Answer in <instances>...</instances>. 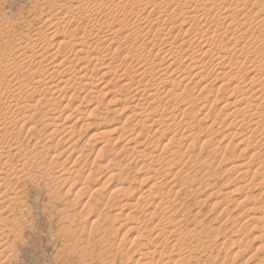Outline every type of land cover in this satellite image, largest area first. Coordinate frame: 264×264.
Returning <instances> with one entry per match:
<instances>
[{"label":"rangeland","instance_id":"374dc122","mask_svg":"<svg viewBox=\"0 0 264 264\" xmlns=\"http://www.w3.org/2000/svg\"><path fill=\"white\" fill-rule=\"evenodd\" d=\"M60 1L0 0L1 54L10 56L9 54L12 55L18 49L24 51L25 45L29 43L33 46H28L25 51H28L31 57L33 54L36 65H27L21 61L24 64L20 63L22 68L17 66V69L12 71L13 73L19 70L17 73L20 76L21 86H32V90L28 87L30 90L28 89L29 92L25 93L22 101L27 102L28 107L31 106L30 110L35 108L31 113L32 116L34 115L33 119L26 123L27 125L25 124L24 130L21 128L24 122H19L14 130H9L10 134L9 131L0 134L4 142L3 146L6 148L5 152L9 151L6 152L2 164L9 159L7 162H12L17 171L13 172L14 169H11L10 172L4 168V172H9L6 179L7 183L10 181L11 187L8 183V188L13 189L8 197L11 199L15 197V194L20 196L22 193L21 201L18 199L16 207L14 206V212L11 211L10 215L0 213V216L10 217L9 220L14 219L13 221L17 223L15 225L12 222L15 230L13 228L11 231H5L7 237L11 232L9 234L11 237L6 240L10 248L6 247L12 251L8 252L9 254L3 258L4 260L2 259L1 263L139 264L140 262V264H153L151 259L154 258L155 262L159 260L160 251L168 252L167 248L185 236L187 232L197 230L203 234L204 241L210 240L212 243L205 244L206 249L204 247L205 250L200 249L201 251L196 253L198 263L194 264H264V249H262L264 244V237H262L264 232V135L259 130L258 134L252 136L253 127H246L247 124L245 127H240L242 116L246 111L252 110L250 114L263 115L264 103L254 108L247 106L246 110L244 108V111H241L242 116H238L239 118L230 115L234 112V108H238L237 102L241 100L238 99L241 93H234L232 88L243 83L239 87H242L244 91L250 85L251 77L256 76V70L248 72L247 68L251 63H255L256 68L262 71V75H258L261 81L260 86L255 89L264 91V57L261 58V55L264 56V50L255 52L261 53L259 54L261 59L257 58L258 55H254L253 51L239 52L243 46L251 45L252 40L256 39L254 37H264V9L261 7V2L254 5L251 1L241 11L243 18L241 17L240 25L247 22L248 26L241 27L234 22L235 24L226 26L225 30L217 32L216 35L213 32L216 30L214 25L224 18V13L213 11L207 17V19L210 17L209 22L197 19L185 24L188 11L196 12L198 9L194 4H192L194 7L189 5L192 0H173L180 5L177 9H174L172 0H165L166 5L160 7H158L159 4L156 5L159 1L155 3L153 0H143L140 6L141 4L133 3L134 0H129L128 10H132L135 4L134 9L143 11L138 10L139 13L136 16L128 17L134 25L138 21L136 25L140 26H136V29L139 27L140 31L137 30V33H134L135 36L140 35L130 39L127 29L121 23L106 19L107 23L103 24L104 20H101V23L99 20L105 13L115 14L116 8L111 5L118 0H107L110 6H105L106 10L100 7L99 15L90 19L84 10L90 4L93 6L92 4L97 0H89L90 2L81 0L84 3L80 0ZM83 4L84 9H82ZM76 6L79 11L75 10ZM110 10L113 11L110 12ZM63 17H68L67 22L68 19L74 20L72 25L69 24L65 27L66 29L63 26L59 27L61 29L57 31L59 33L51 34L55 29L49 27L50 20H47ZM95 17L99 21L93 22ZM166 20L168 25H162ZM253 20L254 25H252ZM109 21L111 26L108 25ZM258 21L263 23L260 22L258 25ZM95 22H99L100 26L103 24L102 27L113 34L110 40H101L102 35H98V31L94 32L95 29L92 30L91 24ZM147 22H150L151 26L154 25L153 30H150L151 34L146 31L149 30L146 28ZM142 23L146 25L145 28L141 25ZM238 25L241 28H238ZM197 26L204 27L205 34L200 35L199 32L198 35ZM236 26L240 29L239 32L234 31ZM229 30L235 34L232 35ZM218 33L223 34L218 36ZM240 33L246 35L241 36ZM214 35L217 37L211 40ZM162 37H166L168 42L173 44L171 47L174 52L172 53L173 62L168 58L164 61L163 52L156 56L159 47H153L156 45L153 41L157 42ZM200 37L202 44L197 46ZM25 38L27 40L31 38V42L19 45ZM76 39L82 40L83 45L77 50L85 51V54L83 52L78 55V51H74L76 48H73L72 43L76 42ZM152 39L154 40L150 42ZM203 41L209 46L215 41L222 48L218 46L220 49L211 53L209 51L211 48L203 47L205 46ZM87 42L90 47H87ZM60 43H63V46L59 45ZM142 45L149 51L145 48V50L141 49ZM223 45H226L227 52ZM59 47L65 48V51L63 49L60 51ZM237 48L239 53L236 52ZM161 49L164 52L168 50L163 47ZM214 52L221 53L219 56L216 54L213 56ZM37 53L42 54L41 57L44 59L38 58ZM140 57L143 58L140 59ZM80 58L84 60L81 61ZM137 59L144 60L137 63L135 62ZM195 60L196 63L193 64ZM56 62L57 66L60 65L58 68L55 67ZM162 62L164 63L161 64ZM139 63L142 65L140 66ZM232 66L235 69L231 70ZM216 67L221 68L216 71ZM239 69L241 73L238 72ZM20 70L25 73L22 74ZM27 70L29 75L26 74ZM12 77H8L3 82L1 96L4 95L2 92L4 87L13 85L12 80L16 81ZM39 78L48 83L45 84L46 86L41 84L42 88L38 86L40 90L35 87ZM69 78L72 81H69ZM66 81L70 88L65 86L68 85L65 84ZM87 83L90 85H85ZM45 88L48 89L45 90ZM244 92L249 96L254 91L245 89ZM5 98V95L0 97V101L3 100L2 104ZM51 99L55 100V103L50 101ZM245 102L247 101L239 102V106L246 107ZM3 110L2 107L0 113L3 114ZM66 113L70 117H67ZM2 114L0 116H3ZM224 115H228L229 118L225 117V119ZM248 115L247 113L246 118L244 117L246 122H250ZM1 118L3 120V117ZM19 127L23 130L22 133ZM31 128L34 130H30ZM30 131L32 132L29 133ZM234 134L239 135L235 137ZM13 140L16 142L13 143ZM7 142L10 144L9 147ZM33 146L38 147L39 152L43 151L42 157L45 156L42 162L43 169L38 171L33 169L27 178L18 180L22 174L18 171L20 163L17 155L23 153L20 154L21 157L32 152ZM17 152L19 153L16 154ZM9 153H12L11 159ZM41 173H48L49 177L54 178L62 175V180L60 183L50 180L51 184L47 180L40 179ZM155 175L154 178L158 179L157 181L152 177ZM150 178L153 179L150 180ZM16 182H18L17 185ZM124 187L126 192L123 190L125 193L122 191L119 194L121 192H118L119 189ZM17 191L19 193H15ZM157 204L161 207L156 208ZM164 206L166 210H162L165 209ZM168 207H171V210ZM0 211L3 212V205H0ZM155 224H158V227L154 230ZM150 228L153 232L149 230ZM161 229H164L167 234L165 232V237L157 238L156 234L161 232ZM176 229L179 233L171 235L170 233ZM18 230H22L20 237L16 235ZM147 235L149 236L146 239ZM187 236L188 233L185 237ZM260 236L263 239L259 238ZM164 239L169 241L168 245H165ZM188 240L189 244L187 243L186 246L195 250L199 243L197 245L195 241L190 243L191 240ZM146 251L158 253L148 256L150 258L148 260L145 257L142 259L140 254Z\"/></svg>","mask_w":264,"mask_h":264},{"label":"bare ground","instance_id":"6f19581e","mask_svg":"<svg viewBox=\"0 0 264 264\" xmlns=\"http://www.w3.org/2000/svg\"><path fill=\"white\" fill-rule=\"evenodd\" d=\"M60 1V0H59ZM72 2H75V1H77V0H71ZM79 1V0H78ZM81 1V0H80ZM84 1V0H83ZM87 1H89V0H86V2ZM91 1V0H90ZM89 1V2H90ZM121 1V2H120ZM155 3L156 2H158L159 1V3H156V5H158L159 4V6L158 7H160V6H163V5H166V1L164 0H162V2H160V0H153ZM254 2L253 4L254 5H258V2H261V7H262V9H264L263 8V6H264V0H256V1H254V0H192V1H190L191 2V4H189V5H192V4H194V5H196L197 7H198V9L196 10V12L194 11V12H192L191 10V12L190 11H188V13L187 12H184V13H187V15L185 16V20H186V22H185V24L186 23H189L190 21H194V20H197V19H200V21H202V20H207V22H209L208 20H209V18L207 19V17L210 15V13L211 12H213V11H218V13L219 12H221V13H224V18H222L221 19V21H217V23L216 22H214V23H216L214 26V28L216 29L215 31L213 30V32H215V34L217 35V32H222L221 30H223L224 28H226V26H228V25H230V24H235L234 22H236L237 24H239L240 25V23L242 22V19H241V17L243 16V13H241V11L242 10H244L245 9V6L248 4V3H250V2ZM60 2H62V1H60ZM71 2V3H72ZM82 2V1H81ZM81 2H79V3H81ZM148 2V1H147ZM172 4L176 7H174V9H177L180 5H179V3H178V5H177V3H175V1H173L172 0ZM184 2V1H183ZM189 2V1H188ZM70 3V4H71ZM82 3H84V2H82ZM91 3H93V2H91ZM109 3L110 2H108L107 0H97L94 4H92L93 6H91V4L84 10L86 13H87V15H89V19L91 18V17H93V16H95V15H97L99 12V10H100V7H103V9H104V7L105 6H108L109 5ZM133 3H137L138 5H140V6H142V3H143V0H134L133 1ZM167 3H169V2H167ZM86 4V3H85ZM112 4V3H111ZM130 4H131V2H130ZM188 4V3H187ZM186 4V5H187ZM260 4V3H259ZM56 5H57V3H56ZM104 5V6H103ZM132 5V4H131ZM169 5V4H168ZM182 5V4H181ZM185 5V6H186ZM52 6V5H51ZM73 6H75V5H73ZM85 5L83 4L82 5V9H84L83 7H84ZM87 6V5H86ZM110 6V5H109ZM111 6H113V7H115L116 8V11H115V14H104V15H101V18L99 19L100 20V23L102 22L101 20H104L103 21V24H104V22L105 23H107L106 22V19H111V20H113L114 22H119V24L121 23L122 25H123V27H125L126 29H127V35H128V38H130V39H132L131 37H138L139 35H136L135 36V34L134 33H137V30L138 29H140L139 27V25H136V23L138 22V21H136V23H135V25H134V22L133 21H131V20H128V17H132V16H136V14H138L139 13V11L138 10H140V9H134V6H135V4H134V6H133V9L132 10H128L127 8L128 7H130V5H129V0H118L115 4L113 3ZM137 6V5H136ZM184 6V7H185ZM193 6V5H192ZM59 7V6H58ZM62 7V6H61ZM69 7V6H68ZM71 7V6H70ZM189 7V6H188ZM191 7V6H190ZM194 7V6H193ZM64 8V7H63ZM74 8V7H73ZM109 8V7H108ZM107 8V9H108ZM111 8V7H110ZM138 8V7H137ZM140 8V7H139ZM196 8V7H195ZM45 9V8H44ZM78 8H77V6H76V11H79V10H77ZM131 9V8H130ZM191 9V8H190ZM80 10H81V7H80ZM102 10V9H101ZM104 10H106V9H104ZM193 10V9H192ZM50 11V10H49ZM52 11V10H51ZM111 11H113V10H110V12ZM141 12H143L142 11V9L140 10ZM187 11V10H186ZM261 11V10H260ZM82 12V11H81ZM108 12V11H107ZM182 12V13H183ZM231 12V13H230ZM101 13V12H100ZM113 13V12H112ZM176 13V12H175ZM194 13V14H193ZM230 13V14H229ZM241 13V14H240ZM84 14V13H83ZM174 14V13H173ZM212 14V13H211ZM46 15V14H45ZM99 15V14H98ZM175 15H177V14H175ZM181 15V14H180ZM216 15H217V13H216ZM254 15H257V14H254ZM66 16V15H65ZM82 16V15H81ZM103 16V17H102ZM138 16V15H137ZM222 15H220V17H221ZM87 17V16H86ZM223 17V16H222ZM56 18V17H55ZM67 18L68 17H63L62 19H56V20H54V19H52V18H50V19H48L47 21H49L50 20V23H49V27H53L55 30L54 31H52V33L51 34H55L57 31H60L61 29L59 28V27H67L69 24H71L74 20V18L72 19L73 21H70L69 19H68V22H67ZM69 18H70V16H69ZM84 18V17H83ZM96 18V17H95ZM94 18V20L93 19H91V20H93V22L94 21H99L98 20V18H96L95 19ZM139 18V17H138ZM243 18V17H242ZM246 18V17H245ZM51 19H52V21H51ZM89 19H88V21H89ZM144 19V18H143ZM54 20V21H53ZM76 20V19H75ZM90 20V21H91ZM213 20V19H212ZM219 20H220V18H219ZM257 20H259V19H257ZM262 20V19H261ZM144 21H146L145 19H144ZM158 21V20H157ZM174 21V20H173ZM211 21V20H210ZM232 21V22H231ZM92 22V23H93ZM131 22H133V24H131ZM159 22V21H158ZM184 22V21H183ZM206 22V21H205ZM204 22V23H205ZM259 22V23H258ZM257 23H258V25L260 24V22L261 23H263L262 21H258ZM99 22H95L93 25L91 24V26L93 27H91L92 28V30H94L95 29V31L94 32H96V31H98V35H102V36H100V38H101V40L103 39V40H110V37H111V35H113V34H110L111 32L110 31H106L105 30V28L104 27H102L103 26V24H102V26H100L99 24H98ZM160 24H161V22H159ZM170 23V22H169ZM191 23V22H190ZM244 23V22H243ZM254 23H255V21L253 20L252 21V25H254ZM111 24H112V22H111ZM148 24V25H147ZM150 24V22H147L146 23V25H147V27L146 28H148L149 30H146V31H149L148 33H150L152 30H153V26H151V25H149ZM181 24H183V23H181ZM236 24V25H237ZM248 23L246 22V23H244V24H241L240 26L242 27V26H245V25H247ZM72 25V24H71ZM90 25V24H89ZM108 25H110V21H109V23H108ZM121 25V26H122ZM142 26H144L143 25V23L141 24ZM145 25V26H146ZM162 25H168V22H167V20L166 21H164V23L162 24ZM184 25V24H183ZM238 25V28H241L240 26ZM111 26V25H110ZM136 26H139L138 27V29H136ZM145 26L143 27V28H145ZM211 26H213V25H211ZM248 26V25H247ZM250 26H251V24H250ZM70 27V26H69ZM89 27V28H90ZM105 27H108V26H105ZM133 27H135L134 29H133ZM198 27V26H197ZM234 27H235V25H234ZM255 27V26H254ZM253 27V28H254ZM111 28V27H110ZM121 28V27H120ZM237 28V26H236V28H235V32H239L238 30H240V29H238ZM60 29V30H59ZM66 29V28H65ZM75 29V28H74ZM74 29H73V31H74ZM77 29H82V28H77ZM86 29V28H85ZM124 29V28H123ZM122 29V30H123ZM125 29V30H126ZM174 29V28H173ZM197 29V28H196ZM229 29V28H228ZM247 29H249V28H247ZM91 30V29H90ZM89 30V31H90ZM92 30H91V32H92ZM134 30V31H133ZM141 30H142V28H141ZM151 30V31H150ZM198 31V35H199V32H200V35L203 33V34H205L204 32V27H198V29H197ZM225 30V29H224ZM63 31V30H62ZM61 31V32H62ZM76 31V30H75ZM78 31V30H77ZM88 31V29L86 30V32ZM118 31H119V28H118ZM121 31V30H120ZM140 30H138V32H139ZM143 31V30H142ZM141 31V32H142ZM157 31V30H156ZM204 31V32H203ZM233 31V32H234ZM2 32V31H1ZM66 32V31H65ZM84 32H85V30H84ZM85 32V33H86ZM113 32V31H112ZM116 33H118L117 31H115ZM229 32L230 33H232L230 30H229ZM251 32H252V30L250 29V35H251ZM57 33H59V32H57ZM56 33V34H57ZM72 33H74V32H72ZM89 33V32H88ZM144 33V32H143ZM147 33V32H146ZM225 33V32H224ZM151 34V33H150ZM219 34H223V33H218V36H220ZM229 34V33H228ZM233 34H235V33H232V35ZM242 34H244V33H242ZM242 34L240 33V35L242 36ZM263 34V33H262ZM66 35H69V34H66ZM89 35V34H88ZM92 35V34H91ZM94 35V34H93ZM95 35H97V34H95ZM98 35H97V37H98ZM225 35H227L226 33H225ZM224 35V36H225ZM238 35V34H237ZM244 35H246V34H244ZM264 35V34H263ZM57 36V35H56ZM55 36V37H56ZM155 36V35H154ZM223 36V37H224ZM43 37V36H42ZM53 37V36H52ZM74 37V36H73ZM83 37V36H82ZM82 37H79L80 39H82ZM88 37H90V36H88ZM88 37H86V38H88ZM93 37V36H92ZM96 37V36H95ZM127 37V36H126ZM214 37H217V36H213L212 37V39L211 40H213V38ZM222 37V38H223ZM227 37H229V36H227ZM54 38V37H53ZM94 38V37H93ZM201 38V37H200ZM204 38V37H203ZM232 38V37H231ZM254 38H256V39H254V40H252L253 42L251 43V45H247V46H243L240 50H239V52H243V53H247V52H251V51H253L254 52V55L256 54V55H258V57L257 58H260L259 57V54H261L260 52H259V54L258 53H255L256 52V50H264V37H262V36H260V37H254ZM22 39V38H21ZM26 39V38H25ZM25 39H23L22 41H21V43L19 44V45H21V44H27L28 42H31V38L30 39H26V41L24 42V40ZM48 39V38H47ZM46 39V40H47ZM70 39H72L71 37H70ZM74 39V38H73ZM112 39V38H111ZM143 39V38H142ZM37 40V39H36ZM35 40V41H36ZM77 40V39H76ZM99 40V39H98ZM126 40V39H125ZM124 40V41H125ZM135 40V39H134ZM154 39H152L150 42H152ZM200 41H199V44H197V46L199 45L200 46V44H202L201 43V40H202V38L201 39H199ZM38 41V40H37ZM87 41H88V39H87ZM100 41V40H99ZM98 41V42H99ZM205 41V40H204ZM203 41V42H204ZM207 41V40H206ZM220 41V40H219ZM228 41V40H227ZM226 41V42H227ZM86 42V41H85ZM105 42V41H104ZM112 42V41H111ZM159 44H158V43ZM153 41V43L154 44H156V45H154L153 47H155V46H158L159 48V51L156 53V56L157 55H159L160 53H162L163 52V54H164V56H163V59H164V61L168 58L170 61H172L173 62V60H174V58H172V57H174V56H172V53H174V52H172L173 50V48H171L172 47V43L171 42H168V39H166V37H162V38H160L158 41ZM215 42V41H214ZM213 42V44L212 45H208V43H206V42H204L203 44H205V46H203V47H209V48H207V49H210L211 48V50H209L211 53H212V51H218L220 48L219 47H221L222 48V46H219V45H217L216 44V42L214 43ZM225 42V43H226ZM235 42V41H234ZM70 44V43H69ZM84 44V43H83ZM96 44V43H95ZM111 44V43H110ZM134 44V43H133ZM144 45H146L145 43H143ZM147 44H149L148 42H147ZM207 44V45H206ZM222 44V43H221ZM18 45V44H17ZM59 45H62L63 46V43H60ZM64 45H65V43H64ZM72 45H73V48L75 47L76 49L74 50V51H76L78 48L79 49H81L82 48V40H77L76 42H74V43H72ZM120 45V44H119ZM144 45H142V47H141V49H144L145 47H144ZM28 46H30V44L28 43V45L26 46L25 45V49H24V51L22 50V51H20L18 48V50H16L15 52H13L12 53V55L11 54H9L10 56H3L2 54H1V52H0V92H1V90H2V88H3V82H5V79H7L8 77H12V79H16V81H13L12 80V82H14V84L13 85H9V84H7V85H9V86H7V87H4V89H3V93H4V95H5V101L3 102V104L1 103V101H3V100H1L0 101V110H1V108L3 107L4 108V113L2 114V113H0V114H2L3 116H0V134H2V133H4L5 134V132H7V131H9V130H14L18 125H19V122H24V124L22 125V129L24 130V127H25V124L26 123H28L31 119H33V116L31 115V113H32V111L33 110H35V108H33V106H32V110H30V107H28V104H27V102H23L22 100H23V97H24V95H25V93H28L29 92V90L31 89V87L32 86H29L28 85V87H30V89L27 87V86H25V87H23V85L21 86V82H20V76H19V74L17 73V71H19V70H17V71H14L13 73H12V71L17 67V66H20L21 68H22V65H20V63L21 64H23L21 61H23V62H25L27 65L29 64V65H35V62H34V60H35V57H33V54H32V57L31 56H29L28 55V51H25L26 50V48L28 47ZM31 46H33V45H31ZM30 46V47H31ZM38 46V45H37ZM89 45H88V42H87V47H88ZM99 46V45H98ZM133 46V45H132ZM196 46V47H197ZM219 46V47H218ZM226 46V45H225ZM224 45H223V47H225ZM42 47V46H41ZM66 47V49H67V46H65ZM90 47V46H89ZM94 47V46H93ZM108 47H110V46H108ZM107 47V48H108ZM152 47V46H151ZM161 47H163V48H167L168 50H166L165 52L163 51V49H161ZM20 48V47H19ZM36 48V47H35ZM97 48V47H96ZM150 48V47H149ZM156 48V47H155ZM232 48V47H231ZM236 48V47H235ZM239 48V47H238ZM238 48L236 49L237 51V53H239L238 52ZM13 49V48H12ZM29 49V48H28ZM59 49H60V47H59ZM58 49V50H59ZM63 49V48H62ZM62 49H60V51L62 50ZM65 49V48H64ZM63 49V50H64ZM88 49V48H87ZM104 49V48H103ZM140 49V50H141ZM146 49V48H145ZM144 49V50H145ZM148 49V48H147ZM147 49H146V51H147ZM225 49H227L226 47L224 48V50ZM10 50V49H9ZM31 50V49H30ZM136 50V49H135ZM154 50V49H153ZM152 50V51H153ZM231 50V49H230ZM235 50V49H234ZM35 51V50H34ZM37 51V50H36ZM35 51V52H36ZM60 51L59 52H57L58 53V56H59V54H60ZM65 51V50H64ZM74 51L72 52V54L74 53ZM78 52V55L79 54H82L83 52V54H85V51H82V50H77ZM117 51V50H116ZM130 51V50H129ZM137 51V50H136ZM145 51V52H146ZM148 51H149V49H148ZM151 51V50H150ZM208 51V50H207ZM207 51H206V53H207ZM226 51V50H225ZM224 51V52H225ZM8 52V51H7ZM35 52H34V54H35ZM55 52V51H54ZM118 52V51H117ZM127 52V51H126ZM138 52V51H137ZM142 53H143V51H141ZM201 53L203 52V51H200ZM227 52V51H226ZM234 52V51H233ZM236 52H234V53H236ZM262 52V51H261ZM31 53H33V51L31 52ZM40 53V52H39ZM39 53H37V54H39ZM87 53V52H86ZM88 53H89V51H88ZM131 53V52H130ZM149 53H152V52H149ZM204 53H205V51H204ZM221 53V52H220ZM220 53H213V56H214V54H216V56L218 55L219 56V54ZM76 54V53H75ZM148 54V53H147ZM241 54V53H240ZM263 54V53H262ZM40 55V54H39ZM38 55V58L40 57V59L42 58L41 57V55L39 56ZM52 55V54H51ZM138 55V54H137ZM140 55V54H139ZM152 54H150V56H151ZM154 56H155V53L153 54ZM212 55V54H211ZM239 55V54H238ZM248 55V54H247ZM35 56V55H34ZM133 56H135V55H133ZM146 56V55H145ZM153 56V57H154ZM189 56V55H188ZM204 56H205V54H204ZM246 56V55H245ZM37 57V56H36ZM86 57V56H85ZM123 57V56H122ZM127 57L130 59V56H128L127 55ZM144 57V56H143ZM142 57V58H143ZM196 57V56H195ZM253 57V56H252ZM255 57V56H254ZM262 57H264V56H262L261 55V58ZM38 58H36V59H38ZM138 58H139V56H138ZM141 57H140V59H142ZM146 58V57H145ZM211 58V57H210ZM221 58H222V56H221ZM220 58V59H221ZM260 58V59H261ZM19 59H22V60H19ZM44 58H42V60H43ZM47 59V58H46ZM45 59V60H46ZM64 59V58H63ZM123 59V58H122ZM121 59V60H122ZM133 59V58H132ZM136 59V58H135ZM148 59H149V56H148ZM147 59V60H148ZM162 59V60H163ZM186 59H188V58H186ZM185 59V60H186ZM190 59V58H189ZM216 59V58H215ZM78 60V59H77ZM80 60H81V58H80ZM82 60H84V59H82ZM81 60V61H82ZM126 60H127V58H126ZM144 60V59H143ZM143 60H136L135 62H142ZM146 60V61H147ZM208 60V59H207ZM223 60H225L224 58H223ZM256 60H258V59H256ZM55 61V60H54ZM92 61V60H91ZM96 61V60H95ZM97 61H98V59H97ZM128 61V60H127ZM153 61V60H152ZM167 61V60H166ZM247 61V60H246ZM249 61V60H248ZM247 61V62H248ZM40 62H41V60H40ZM66 62H68V61H66ZM66 62H65V64H66ZM86 62V61H85ZM90 62V61H89ZM204 62V61H203ZM224 62H226V60L224 61ZM253 62V61H252ZM256 62V61H255ZM39 62H37V64H38ZM42 63V62H41ZM61 63V62H60ZM129 63V62H128ZM152 63V62H151ZM150 63V64H151ZM164 62H162L161 64H163ZM191 63V62H190ZM194 63H196V60H195V62L193 61V64ZM207 63V62H206ZM236 63V62H235ZM248 63H251V61H249ZM258 63V62H257ZM59 64V63H58ZM118 64V63H117ZM127 64V63H126ZM173 64V63H172ZM204 64V63H203ZM202 64V65H203ZM213 64V63H212ZM217 64V63H216ZM220 64L222 65L223 63H222V61H220ZM255 63H251V65L250 66H248V72L249 73H251V72H253V71H255L256 70V76H254V77H251V79H250V85L247 87V88H245V89H248V90H251L253 93H251V95L249 94V96L247 95V93L246 92H244L245 91V89H244V91H243V88L242 87H239V85L240 84H237L236 86H234L232 89L234 90V93H236V92H240L241 93V96H240V98H238V99H241L240 101H238L237 103L240 105V103L239 102H242L243 101V103H244V100L245 101H247V102H245L246 103V107H240L239 105H238V108H234L235 110H234V112H232L230 115L232 116V117H238V116H242V115H240V113H241V111L244 109V110H246L247 109V106L248 107H250V106H252L253 108L254 107H258V106H260L259 104H261V103H264V91L263 90H261V89H255V88H257V86H260V83H261V81H259V79L260 78H258V75H262V71H260L259 69H257L256 68V64L254 65ZM24 65V64H23ZM26 65V66H27ZM40 65V64H39ZM63 65V64H62ZM61 65V66H62ZM125 65V64H124ZM139 65L141 66L142 65V63H139ZM146 65H148V64H146ZM158 65V64H157ZM218 65H219V63H218ZM224 65H225V63H224ZM244 65V64H243ZM36 66V65H35ZM43 66V65H42ZM60 65H58L57 66V62H56V66L55 67H59ZM120 66V65H119ZM175 66V65H174ZM227 66V65H226ZM235 66V65H234ZM234 66H232V67H230V69L232 70V69H235L234 68ZM9 67H11V69H8ZM37 67H41V66H37ZM44 67V66H43ZM54 67V68H55ZM66 67V66H65ZM68 67H70V66H68ZM95 67V66H94ZM116 67V66H115ZM142 67H144V66H142ZM148 67V66H147ZM189 67V66H188ZM241 67V66H240ZM244 67V68H245ZM20 68V69H21ZM29 68H30V66H29ZM45 68V67H44ZM123 68V67H122ZM193 68V67H192ZM220 68L221 67H216V71H218V69L220 70ZM256 68V69H255ZM17 69V68H16ZM38 69V68H37ZM41 69V68H40ZM65 69H67V68H65ZM82 70L84 69L83 67L81 68ZM116 69V68H115ZM124 69H125V66H124ZM139 69V68H138ZM144 69V68H143ZM147 69V68H146ZM165 69H167V68H165ZM169 69V68H168ZM171 69V68H170ZM194 69V68H193ZM211 69V68H210ZM22 70V69H21ZM20 70V71H21ZM42 70V69H41ZM80 70V69H79ZM81 70V71H82ZM192 70V69H191ZM214 70V69H213ZM242 70V69H241ZM43 71V70H42ZM47 71V70H46ZM146 71V70H145ZM153 72H155L154 70H152ZM161 71H164L165 72V70H162L161 69ZM215 71V70H214ZM213 71V72H214ZM215 71V72H216ZM22 72V71H21ZM35 72V71H34ZM73 72L75 73V71H74V69H73ZM78 72V71H77ZM80 72V71H79ZM111 72V71H110ZM144 72V71H143ZM148 72V71H147ZM160 72V71H159ZM158 72V73H159ZM202 71H200V74H201V76L203 75L202 73H201ZM206 72V71H205ZM205 72H204V74H205ZM213 72H212V74H213ZM238 72L239 73H241L240 72V69L238 70ZM23 73H25V71L24 72H22V74ZM45 73V72H44ZM49 73V72H48ZM56 73V72H55ZM61 73H62V71H61ZM67 73H69V71H67ZM67 73H65V74H67ZM70 73H71V71H70ZM93 73H95V72H93ZM116 72H114V74H115ZM124 73H126L125 71H124ZM149 73V72H148ZM235 73H237V72H235ZM248 73V74H249ZM264 73V72H263ZM12 74V75H11ZM26 74H28L29 75V72H28V70H27V72H26ZM40 74H41V72H40ZM50 74V73H49ZM72 74V73H71ZM79 74V73H78ZM81 74V73H80ZM86 74V73H85ZM145 75H146V73H144ZM149 74H151V72L149 73ZM148 74V75H149ZM156 74V73H155ZM196 74H198V73H196ZM246 74V73H245ZM32 75V74H31ZM37 75H38V72H37ZM61 75V74H60ZM75 75V74H74ZM86 75H88V74H86ZM107 75V74H106ZM122 75V74H121ZM154 75V74H153ZM249 75H251V74H249ZM254 75V74H253ZM264 75V74H263ZM25 76V75H24ZM127 76V75H126ZM142 76H143V74H142ZM147 76V75H146ZM196 76V75H195ZM198 76V75H197ZM30 77V76H29ZM28 77V78H29ZM42 77H43V75H42ZM53 77V76H52ZM72 77V76H71ZM70 77V78H71ZM74 77H76V76H74ZM87 77V76H86ZM92 77V76H91ZM114 77V76H113ZM238 77V76H237ZM36 78V77H35ZM69 78V79H70ZM94 78V77H93ZM262 78V77H261ZM23 79V78H22ZM46 79V78H45ZM52 79V78H51ZM68 79V80H69ZM91 79V78H90ZM264 79V78H263ZM262 79V80H263ZM25 80H26V78H25ZM53 80V79H52ZM67 80V81H68ZM76 80V79H75ZM74 80V81H75ZM80 80V79H79ZM92 80V79H91ZM116 80V79H115ZM134 80V79H133ZM27 81H28V79H27ZM65 81V80H64ZM66 81V82H67ZM69 81H72V79H70ZM90 81V80H89ZM139 81V80H138ZM23 82V81H22ZM36 82V81H35ZM47 82H49V81H47ZM8 83H9V81H8ZM50 83V82H49ZM72 83V82H71ZM134 83V82H133ZM27 84V83H26ZM25 84V85H26ZM36 84H37V86H35V87H38V86H40L41 84H44V86H46L45 84H48V83H46V80H42V78H41V80H40V78H39V80L36 82ZM65 84H68V82L67 83H65ZM89 83H87V84H85V85H88ZM249 84V83H248ZM90 85V84H89ZM130 85V84H129ZM243 85V83L240 85V86H242ZM43 86V85H42ZM43 86V87H44ZM66 87L68 86L69 87V84L68 85H65ZM70 86H72L71 84H70ZM41 87V86H40ZM40 87H38L39 88V90H40ZM53 87V86H52ZM65 87V88H66ZM34 88V87H33ZM42 88V87H41ZM50 88V87H49ZM70 88V87H69ZM263 88V87H262ZM29 89V90H28ZM37 89V88H36ZM44 89V88H43ZM48 88H45V90H47ZM32 90V89H31ZM39 90H37V91H39ZM65 90V89H64ZM204 90V89H203ZM33 91L35 92V88L33 89ZM144 91V90H143ZM146 91V90H145ZM51 92V91H50ZM58 92V91H57ZM182 92H184V91H182ZM44 93V92H43ZM54 93V92H53ZM55 93H56V91H55ZM186 93V92H185ZM184 93V94H185ZM250 93V92H249ZM2 94V93H1ZM49 94V93H48ZM101 94V93H100ZM176 94V93H175ZM3 95V96H4ZM29 95H30V93H29ZM41 95H43V94H41ZM151 95H153V94H150V96ZM178 95V94H177ZM3 96H1L0 95V97H3ZM154 97H155V95H153ZM32 97V96H31ZM60 97H61V95H60ZM242 97V98H241ZM42 98V97H41ZM52 98V97H51ZM54 98V97H53ZM142 98V97H141ZM141 98H140V100H141ZM145 98V97H144ZM166 98V97H165ZM4 99V98H3ZM26 99V98H25ZM24 99V100H25ZM58 99V98H57ZM151 99V98H150ZM161 99V98H160ZM237 99V100H238ZM136 100V99H135ZM143 100V99H142ZM156 100V99H155ZM29 101V100H28ZM50 101H53V103H55L54 101L55 100H50ZM157 101V100H156ZM155 101V102H156ZM160 101V100H159ZM48 102V101H47ZM46 103V102H45ZM52 103V102H51ZM57 103V102H56ZM135 103V102H134ZM144 103V102H143ZM256 103V104H255ZM38 104V103H37ZM48 104V103H47ZM68 104V103H67ZM72 104V103H71ZM145 104V103H144ZM149 104V103H148ZM40 105H41V102H40ZM45 105V104H44ZM51 105V104H50ZM140 105V104H139ZM22 106H23V108H22ZM68 106V105H67ZM67 106H65V107H67ZM70 106V105H69ZM137 108H138V106H137ZM142 109V108H141ZM140 109V110H141ZM147 109H148V107H147ZM37 110V109H36ZM77 110V109H76ZM146 110V109H145ZM243 110V111H244ZM249 110V109H248ZM40 111V110H39ZM250 111H252V110H249V111H246L245 113L244 112H242V114L244 113V114H246L247 115V113L249 114L248 115V118L250 119V122H246V115L244 116V114H243V116H242V118H243V120L240 122L241 124H240V127H245V124H247V126L246 127H249V126H251V127H253V129L251 130V133H252V136H254L255 134H258L260 131L259 130H261L262 131V135H264V114L262 115L261 113H260V115L258 114V113H253V114H250L249 112ZM253 111H256V109L254 110L253 109ZM1 112V111H0ZM66 112V111H65ZM131 112H132V108H131ZM185 112V111H184ZM35 113V112H34ZM63 113H64V110H63ZM149 113V112H148ZM166 113V112H165ZM264 113V112H263ZM65 114V113H64ZM63 114V115H64ZM67 114L68 113H66V116H67ZM136 113H134V115H135ZM140 114V113H139ZM150 114V113H149ZM30 115H31V117H30ZM36 116V115H35ZM1 117H3V120H2V118ZM67 117H70V115L69 116H67ZM139 117V116H138ZM137 117V118H138ZM229 118V116L228 115H224V118ZM245 117V118H244ZM128 118H129V116H128ZM225 118V119H226ZM239 118V117H238ZM35 119V118H34ZM55 118H53V120H54ZM59 119V118H58ZM52 120V119H51ZM55 120H57V119H55ZM146 120V119H145ZM159 120V119H158ZM238 120V119H237ZM241 120V119H240ZM239 120V121H240ZM127 121H128V119H127ZM169 121V120H168ZM238 121V122H239ZM54 123H55V121H53ZM157 122V121H156ZM162 122V121H161ZM237 122V123H238ZM53 123V124H54ZM53 124H51V126L53 125ZM175 124V123H174ZM185 124H186V122H185ZM190 124V123H189ZM239 124V123H238ZM251 124V125H250ZM21 125V124H20ZM27 125V124H26ZM140 125V124H139ZM184 125V124H183ZM50 126V125H49ZM140 126H142V125H140ZM144 126H146V125H144ZM175 126V125H174ZM187 126H189V125H187ZM19 127V131H21L20 133H22V131L23 130H20L21 128ZM181 127H182V124H181ZM179 128V127H178ZM30 130H34V128L32 129H30ZM32 131H30L29 133H31ZM12 132V131H11ZM26 132V131H25ZM28 132V131H27ZM56 132V130L54 131V133ZM127 132V131H126ZM133 132V131H132ZM185 132H186V130H185ZM9 134H10V131L8 132ZM13 134V133H12ZM140 135V134H139ZM235 135V134H234ZM234 135H233V137H234ZM237 135V134H236ZM236 135H235V137H236ZM239 135V134H238ZM238 135H237V137H238ZM18 136H19V134H18ZM21 136V135H20ZM130 136V135H129ZM2 137V136H1ZM6 137H8V136H6ZM10 137V136H9ZM16 137V136H15ZM22 137V136H21ZM190 137V136H189ZM72 139H73V137H71ZM250 138V137H249ZM254 138V137H253ZM15 140H16V138H14ZM17 140H18V138H17ZM244 141V140H243ZM9 142V141H8ZM8 142L6 143V144H8ZM14 142H16V141H14L13 140V143ZM19 142V141H18ZM58 142H60V141H58ZM3 139L2 138H0V205H3V212H1L0 211V213H2V214H8L9 213V215H10V213H11V211H13L14 212V210H15V207H16V205H17V201H19L18 199H20V201H21V198H20V196H21V194H20V196L18 197L17 196V194H15V197L13 196L11 199H9L10 197H8V196H10V194H12L11 192H12V190L10 189V188H8L9 186H8V183H9V185L11 184L10 183V181L7 183V179H6V176H8L9 174V172L7 173V172H4V168H6V169H8L10 172H11V169H14L13 170V172L15 171V166L13 167V164H12V162H7L9 159H7V161L6 162H4L3 164H2V161H3V159H4V157H6L5 155H6V152H5V146H3ZM12 143V144H13ZM67 143V142H66ZM72 143V142H71ZM17 144V143H16ZM19 144V143H18ZM21 144V143H20ZM19 144V145H20ZM59 144V143H58ZM69 144V143H68ZM9 145L10 144H8L7 146L9 147ZM107 146V145H106ZM18 147V146H17ZM16 147V148H17ZM22 147V146H21ZM12 148H14V147H12ZM12 148H10V149H12ZM33 148H34V146H33ZM38 148V147H37ZM37 148H34V149H32V152H30V151H28V152H30V153H28V154H25V155H22L21 157H20V154H23V153H20V154H18L19 152H17L16 154H18L17 156L19 157V160H18V162L20 163L19 165H20V169H18V171L20 172V174H22V176L19 178L18 177V180H23V179H25V178H27L29 175H31V172L33 171V169H35V171L37 170H42L43 169V164H42V162H43V158L45 157H42V153H43V151L42 152H39L38 150L39 149H37ZM18 149V148H17ZM18 150H20V149H18ZM22 150H24V149H22ZM102 150H103V148H102ZM25 151V150H24ZM23 151V152H24ZM27 151V150H26ZM104 151V150H103ZM9 152V151H8ZM7 152V153H8ZM48 152V151H47ZM10 154H12V153H9V155ZM16 154H14V155H16ZM47 154V153H46ZM257 154V153H256ZM13 155V156H14ZM261 155V154H260ZM12 156V157H13ZM254 157V156H253ZM252 158V157H251ZM10 159H11V155H10ZM45 159V158H44ZM256 159V158H255ZM13 161V160H12ZM229 163V162H228ZM18 165V166H19ZM49 165V164H48ZM248 165V164H247ZM252 165V164H251ZM250 165V166H251ZM17 166V165H16ZM34 166H35V168H34ZM46 166H47V164H46ZM52 167V166H51ZM233 167V166H232ZM17 168V167H16ZM58 169V168H57ZM7 170V171H8ZM249 170H250V168H249ZM34 171V172H35ZM15 172H17V171H15ZM43 172V171H42ZM52 172V171H51ZM256 172H257V170H256ZM35 173H37V172H35ZM49 173V172H48ZM48 173L47 174H45V173H41V178L40 179H44V180H47V182L49 181L50 183H51V181H56V183L57 182H59L60 183V181L62 180L61 179V176H59V177H49V175H48ZM57 173V172H56ZM156 173V172H155ZM248 173V172H247ZM17 174V173H16ZM197 174V173H196ZM15 175V174H14ZM248 175V174H247ZM120 176V175H119ZM12 177V176H11ZM115 177V176H114ZM153 178L154 177H156V175L155 176H152ZM195 177V176H194ZM153 178H150V180L151 179H153ZM193 178V177H192ZM10 179V178H9ZM8 179V180H9ZM12 179V178H11ZM156 181L158 180V179H156V178H154ZM13 180V179H12ZM17 180V181H18ZM33 180V179H32ZM51 180V181H50ZM262 180V179H261ZM16 181V180H15ZM154 181V180H153ZM20 182V181H19ZM34 182H35V180H34ZM36 182H37V180H36ZM125 182V181H124ZM171 182V181H170ZM17 183L18 182H16V185H17ZM54 183V182H53ZM121 183V182H120ZM172 183V182H171ZM187 183V182H186ZM52 184V183H51ZM47 185H49V184H47ZM259 185V184H258ZM26 186V185H25ZM50 186V185H49ZM10 187H11V185H10ZM13 187V186H12ZM258 187V186H257ZM121 188H122V186H121ZM255 188V187H254ZM2 189V190H1ZM40 189V188H39ZM258 189V188H257ZM15 190V189H14ZM123 190H125V192H126V189H125V187L123 188V189H119V191H118V189H117V191L118 192H120L119 194H121L122 193V191ZM19 191H21V190H19ZM94 192V191H93ZM124 192V191H123ZM124 192V193H125ZM15 193H19L18 191L17 192H15ZM125 195V194H124ZM177 195V194H176ZM150 196V195H149ZM153 196V195H152ZM259 196V195H258ZM154 197V196H153ZM162 198V197H161ZM259 198V197H258ZM148 199H149V197H148ZM151 199H152V197H151ZM163 199H165V198H163ZM172 199H173V197H172ZM172 199H171V201H172ZM59 200V199H58ZM54 202V201H53ZM166 202V201H165ZM168 202H170L169 200H168ZM175 203V202H174ZM22 204V203H21ZM152 204H154V203H152ZM165 204H167V203H165ZM170 204V203H169ZM151 205V204H150ZM155 205V204H154ZM158 205V204H157ZM156 205V208H158V207H161L160 205H158L157 206ZM176 205V204H175ZM15 206V207H14ZM21 206V205H20ZM23 206V205H22ZM25 206V205H24ZM26 206H27V204H26ZM152 206V205H151ZM168 206V205H167ZM163 207V206H162ZM165 207V206H164ZM169 208V207H168ZM171 208V207H170ZM169 208V209H170ZM155 209V208H154ZM161 209V208H160ZM10 210V211H9ZM63 210V209H62ZM67 210V209H66ZM162 210H166V207H165V209L163 208ZM171 210V209H170ZM175 210V209H174ZM22 212V211H21ZM66 212V211H65ZM177 212V211H176ZM175 212V213H176ZM15 215V214H14ZM14 215H13V217H14ZM25 215V214H24ZM21 217V216H20ZM9 218L10 217H2V216H0V264H2L1 263V261H2V259L3 258H6V255L7 254H9L8 252L11 250V249H9L8 250V247H9V244L7 245V242L8 241H6L8 238H10L11 236L9 235L11 232V230L14 228V230H15V227H13L14 226V224L12 223V222H14L15 223V221H11V220H9ZM66 218V217H65ZM18 219V218H17ZM20 219V218H19ZM164 219V218H163ZM53 220V219H52ZM69 221V220H68ZM174 221H172V223H173ZM19 223V222H18ZM160 223V222H159ZM27 224V223H26ZM29 224V223H28ZM15 225H17V223H15ZM19 225V224H18ZM156 225V227L154 228V230L155 229H157V227H158V224H155ZM167 225H169V224H167ZM20 226V225H19ZM22 226H24V225H22ZM28 227V226H27ZM177 227V226H176ZM153 228V227H152ZM163 228V227H162ZM165 229V228H164ZM162 230L160 233L158 232V234H156V237L157 238H159V237H162V236H164L165 237V230ZM6 230H10L9 232L10 233H8V237L6 236L7 234H5V231ZM150 231H152L151 230V228L149 229ZM19 232V234L17 233L16 235H20V236H22V233H21V231L20 230H18ZM24 231V230H23ZM158 231V230H157ZM6 232H8V231H6ZM14 232V231H13ZM153 232V231H152ZM178 232V229H176L175 231L173 230L170 234L172 235L173 233H177ZM21 233V234H20ZM149 234L151 233V232H148ZM179 233V232H178ZM188 233V236L187 237H185L186 236V234ZM186 234H185V236H183V237H179L180 239L178 240V241H176V243L175 244H173L172 246H170L169 248H167V251L168 252H164V251H160L159 252V260H157L156 262L155 261H153V260H155L154 258H152L151 259V263H153V264H183V263H185V264H194V263H198V262H196V253L200 250V249H203L204 247H205V249H206V246H204L205 244H210V243H212V241H204L205 240V238H204V236H203V234H201V232H198L197 230H193V231H190V232H187ZM152 234V233H151ZM166 234H167V232H166ZM18 236H16V238L18 237ZM19 236V237H20ZM148 236L149 235H147V237H145L146 239L148 238ZM180 236V235H179ZM262 236V235H261ZM259 237V238H262V237H264V232H263V236L262 237ZM14 237V236H13ZM15 238V237H14ZM137 238H139V236L137 237ZM144 237H142V239H143ZM144 238V239H145ZM153 238V237H152ZM151 238V239H152ZM150 239V240H151ZM188 239H190L191 241H190V243L192 242V241H195V244L197 243V245H198V243H199V245L196 247V249L195 250H193L192 248V250L190 249V248H188L186 245H188L189 244V240ZM257 239V238H256ZM263 239V238H262ZM15 240V239H14ZM18 240V239H17ZM136 240H138V239H136ZM140 241H141V239H139ZM150 240H148L149 242H150ZM153 240V239H152ZM13 241V240H12ZM143 241V240H142ZM147 241V242H148ZM136 243H137V241H135ZM139 242V241H138ZM148 242V243H149ZM163 242L165 243V245H168V240L167 239H164L163 240ZM214 242V241H213ZM9 243V242H8ZM12 243V242H11ZM14 243V242H13ZM135 243V244H136ZM188 243V244H187ZM224 243V242H223ZM264 243V242H263ZM140 244H141V242H140ZM227 244V243H226ZM226 244H225V246H226ZM6 246H8V247H6ZM145 246V245H144ZM140 247V246H139ZM167 247V246H166ZM194 247H195V245H194ZM202 247V248H201ZM10 248V247H9ZM144 249H145V247H144ZM205 249H203V250H205ZM211 249V248H210ZM259 249V248H258ZM260 249H261V246H260ZM259 249V250H260ZM262 249H264V244H263V248ZM12 251V250H11ZM201 251V250H200ZM203 252V251H202ZM156 253H158L157 251H153V252H150V251H146V253H141L140 255V257L143 259L144 257L148 260V256H151V255H154V254H156ZM12 254V253H11ZM217 255H218V253H217ZM10 256V255H9ZM227 256V255H226ZM8 257V256H7ZM224 258V257H223ZM141 259V260H142ZM150 259V258H149ZM214 259V258H213ZM212 259V260H213ZM237 259V258H236ZM4 260V259H3ZM204 260V259H203ZM215 260V259H214ZM139 261V260H138ZM216 261V260H215ZM223 261H226V260H223ZM235 261V260H234ZM7 262H9V261H7ZM212 262V261H211ZM139 264H140V262H138ZM214 264V263H213ZM222 264V263H221Z\"/></svg>","mask_w":264,"mask_h":264}]
</instances>
